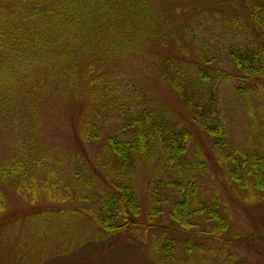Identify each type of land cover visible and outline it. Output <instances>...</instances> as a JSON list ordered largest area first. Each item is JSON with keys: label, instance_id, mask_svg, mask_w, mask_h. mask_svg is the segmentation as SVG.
<instances>
[{"label": "rangeland", "instance_id": "rangeland-1", "mask_svg": "<svg viewBox=\"0 0 264 264\" xmlns=\"http://www.w3.org/2000/svg\"><path fill=\"white\" fill-rule=\"evenodd\" d=\"M7 1L9 6L18 2ZM131 1L139 2L143 9L140 16H125L122 27L114 31L97 28L88 39L87 53L79 55L93 57V70L88 73L67 70L69 60H63L58 48L54 55L36 56L29 66L21 63L28 60L25 56L18 62V70H14L11 55L0 53V62L6 64L0 66V84L13 85L14 77L22 81L20 86L0 92V162L19 152L26 139L20 127L25 121H34L27 112L37 109L42 112L38 118L41 130L35 136L54 148L51 160L57 172L53 174L47 167L36 186L9 190L7 211L0 215V264H264L263 198L253 188L243 190L228 181L211 142L194 128L186 106L169 85L152 74L154 64L166 57L190 62L192 56H185V52L196 49L188 38L190 29L213 48L223 22L245 14L244 0ZM120 12L126 14L127 8L121 6ZM113 71H119L116 78L121 96L147 94L149 101L156 98L176 114L180 126L193 131L189 161L199 160L207 166L198 182L201 199L209 204L219 202L222 215L229 221L227 231L218 234L216 228L199 219L189 242L167 215L150 225L142 216L139 226L117 234L105 232L92 221L93 206L78 200L88 192L73 184L71 170L78 152L84 165L92 168L93 158L102 147L101 143L84 149L79 141L83 123L104 102L99 80L94 85L87 81ZM213 76L218 81V72L213 71ZM257 85L262 92L251 95L256 117L258 110L264 112V84ZM225 92L229 94L230 87ZM223 108L227 137L243 147L258 145L264 121L253 132L243 103L233 108L225 101ZM152 173L141 175L136 183L143 215L149 204ZM216 235L219 238H214ZM168 240L179 243L173 259L165 257Z\"/></svg>", "mask_w": 264, "mask_h": 264}, {"label": "trees", "instance_id": "trees-1", "mask_svg": "<svg viewBox=\"0 0 264 264\" xmlns=\"http://www.w3.org/2000/svg\"><path fill=\"white\" fill-rule=\"evenodd\" d=\"M121 6L127 8L126 14L120 12ZM244 7L245 16L223 22L213 48L190 29L187 37L196 48L185 52V56H192L190 62L166 57L154 64L152 74L160 83L169 85L186 106L194 128L211 142L228 181L243 190L255 189L264 200V124L259 144L245 148L227 137L224 121L225 101L233 108L236 103L244 104L251 131L264 121L263 110H258L257 117L254 115L251 97L262 92L257 84H264V0H244ZM142 10L139 2L131 0H18L12 6L2 0L0 53L11 55L14 70H18V62L25 56L28 60L21 63L29 66L36 56L54 55L58 48L63 60H69L67 70L88 73L93 70V57L79 55L87 53L86 43L96 29H120L125 16L138 17ZM5 65L0 62L1 67ZM213 71L223 79L217 81ZM116 73L119 71L104 78L96 74L87 81L94 85L99 80L104 102L83 123L79 141L84 149L101 143L102 147L93 158L92 168L84 165L78 152L71 170L73 184L88 192L78 200L93 206L92 221L105 232L117 234L139 226L142 216L150 225L167 215L189 242L199 219L216 228L218 234L227 231L229 221L222 215L219 202L209 204L201 199L198 182L207 166L199 160L189 161L193 131L180 126L176 114L156 98L149 101L147 94L121 96ZM12 80L13 85L0 84V92L21 85L17 77ZM228 87L229 94L225 92ZM29 114L34 121H25L20 127L26 139L19 145V152L0 162V215L7 211L10 189L36 186L47 167L57 173L51 160L54 148L35 136L41 130L38 118L42 112L29 109ZM149 171H153L150 197L143 215L136 183ZM176 245V240H168L164 247L167 259H173Z\"/></svg>", "mask_w": 264, "mask_h": 264}]
</instances>
